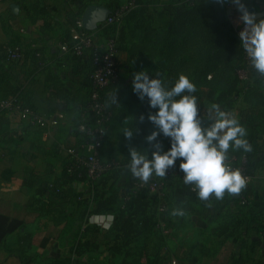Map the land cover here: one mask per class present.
Returning <instances> with one entry per match:
<instances>
[{
    "label": "trees",
    "instance_id": "obj_1",
    "mask_svg": "<svg viewBox=\"0 0 264 264\" xmlns=\"http://www.w3.org/2000/svg\"><path fill=\"white\" fill-rule=\"evenodd\" d=\"M13 1L20 4L18 0ZM135 3L139 5L138 9L123 20L135 18L132 30H125L122 23L117 30L118 49L129 53L127 65L132 75L139 59L156 60L154 73L151 76L147 74L141 81L147 86V95L130 92L126 98L127 105L135 108V113L122 141L124 154L121 158L104 161L105 143L101 150L100 159L105 166L101 183L112 180L110 191H98L95 186L94 212H74L69 216L64 234L74 233V242L59 257L41 258L43 264H85L80 258L86 253L99 252L102 246L99 237L104 235L109 238L108 247L113 255H122L125 259L135 255L148 259L151 242L156 240L152 264H163L160 254H169L165 244L167 238L174 231L185 228L192 214L201 213L197 209L203 205L199 192L191 194L190 186L179 179L173 180L177 176L167 174L165 169L160 171L157 164L155 167L148 165L142 174L153 175L170 186L162 200L153 199L148 189H138L139 174L131 171L130 167L154 161L158 151L164 149L166 168L179 174H190L206 167L208 155L213 151L226 154L232 147L243 151V144L227 140L218 121V108L240 93L239 74L249 66L246 48L231 29L220 3L215 0H135ZM243 3L251 13L264 11V0H243ZM88 6L89 3L85 2L73 11L75 19L83 18ZM8 48L17 47L0 48L1 68L6 64H19L24 59L18 63L11 62ZM179 82L180 89L176 88ZM123 85L120 77L116 84L105 90L112 89L115 98L108 100L103 95L114 115L106 139L117 120L116 106L120 95L125 94L121 89ZM263 89L264 77L256 72L251 83L246 85L244 100L264 106ZM158 102L165 106L162 112ZM237 132H244L248 140L255 136L254 132L244 131L241 126ZM70 168L72 173H68ZM125 171L128 175L123 186L126 191L123 199L117 184ZM64 175L71 181L90 179L87 169L79 167L72 159L65 165ZM216 186L221 187L222 193L215 205L217 210L224 212L222 217L228 220L219 232L224 238L221 256H225L220 264H264V258L252 259L249 254L254 249L250 238L264 237V193L257 201L253 198L254 185L226 181ZM233 186L239 187V198L233 196ZM77 198L83 201L82 196ZM242 201L246 203L241 204ZM161 204L166 208L163 214L158 213ZM92 214L113 216L114 227L107 229L96 223L90 224L88 219ZM161 222L169 225V234L161 231ZM24 223V220L0 213V251L4 249L7 238ZM140 239L144 244L135 247ZM198 248L203 251L201 245ZM17 258L23 263L26 261L24 255ZM35 261L33 258L29 263ZM124 264L129 263L125 260Z\"/></svg>",
    "mask_w": 264,
    "mask_h": 264
},
{
    "label": "crops",
    "instance_id": "obj_2",
    "mask_svg": "<svg viewBox=\"0 0 264 264\" xmlns=\"http://www.w3.org/2000/svg\"><path fill=\"white\" fill-rule=\"evenodd\" d=\"M18 1L20 4L0 0V48L16 46L25 54L19 64H6L4 68L0 65V100L16 96L40 114L55 116L62 113L65 118L57 127L48 129L31 127L11 113L0 118V213L25 222L7 238L0 251V264H36L42 263L41 258L59 257L75 240L74 233L64 234L69 216L74 212L93 213L96 208L95 186L98 191L108 192L113 184L112 180L101 183V178L71 181L64 175L71 152L80 142L76 126L80 108L87 103L91 90V66L86 60H76L65 54L60 44L68 36L69 26L76 18L72 12L85 0ZM92 2L89 6L109 7L111 4ZM12 4L19 6L17 13L12 11ZM134 19L122 22L125 30H132ZM119 57L122 81L128 83L132 80L127 65L129 53L120 51ZM239 92L218 108V121L226 138L243 144V151L232 147L226 154L238 159L249 155L255 174L249 185L256 187L253 198L260 201L264 193V106L245 101L244 90L240 87ZM104 95L108 100L115 98L112 89ZM239 126L244 131L254 132L253 139H246L244 132L239 134ZM217 154L211 152L208 161ZM114 157L119 159L121 155L116 152L109 160ZM105 159L104 155V161H107ZM127 175L125 171L117 184L123 199ZM196 179L198 197L203 204L197 209L201 213L192 214L185 228L174 231L167 238L165 244L169 254H160L163 264H220L225 257L221 256L224 238L219 232L228 220L215 205L222 189L209 184L206 178ZM173 180L176 182L178 178L173 177ZM79 196L83 201L78 200ZM150 196L157 199L154 194ZM109 216L92 214L88 221L97 224L104 217L108 220ZM111 225L114 227L115 222L112 221ZM99 240L101 250L83 255L80 258L83 263L124 264L127 260L129 264H152L154 261L156 240L151 242L148 259L137 255L129 259L114 256L108 247V236H100ZM250 243L254 247L250 257L264 258L263 239L252 236ZM143 244L144 240L140 239L134 246ZM19 255L26 256L24 263L17 258ZM33 258L35 263H29Z\"/></svg>",
    "mask_w": 264,
    "mask_h": 264
},
{
    "label": "built area",
    "instance_id": "obj_3",
    "mask_svg": "<svg viewBox=\"0 0 264 264\" xmlns=\"http://www.w3.org/2000/svg\"><path fill=\"white\" fill-rule=\"evenodd\" d=\"M137 7L135 0L127 2L113 0L109 5L110 14L106 21L98 25L95 31H88L83 24V18L75 19L69 26L68 36L60 44V49L76 60H86L91 66V90L87 103L80 108V118L76 126V132L80 142L75 150L71 152V159L77 162L79 167L87 169L91 180L101 178L105 166L100 159V153L106 141V134L113 113L107 107L103 95L107 88L119 81L121 61L119 58V43L117 30L119 26L133 10ZM229 9L231 8L228 5ZM253 21L247 20L246 26L253 29ZM256 30H240L239 35L246 48L249 66L247 70L241 71L240 88L245 90L246 85L251 83L253 74L259 72L264 77V19L256 22ZM8 59L18 63L24 57L22 49L8 48ZM17 115L23 122H28L31 127L48 129L60 125L64 120V114L46 116L37 112L33 107L18 100L9 98L0 100V118L7 114ZM230 140V137L227 138ZM146 163H137L130 167L131 171L139 174L138 189H148L151 194L162 200L169 190V186L160 178L153 175L142 174ZM72 173V169L68 170ZM167 174L177 176L186 185L190 186V193L197 194V177L206 178L211 185H218L226 181L234 184H249L255 179L254 170L251 167L249 155L229 157L218 153L209 161L207 166L190 174H179L168 170ZM242 201L241 204H245ZM166 211L165 205L161 204L159 214ZM110 220V222H109ZM113 216L106 217L97 224L110 228ZM160 229L164 234H169L171 229L166 222L160 223ZM264 240V237H262Z\"/></svg>",
    "mask_w": 264,
    "mask_h": 264
},
{
    "label": "rangeland",
    "instance_id": "obj_4",
    "mask_svg": "<svg viewBox=\"0 0 264 264\" xmlns=\"http://www.w3.org/2000/svg\"><path fill=\"white\" fill-rule=\"evenodd\" d=\"M92 1L99 2V3H111L113 0H85L86 3H93ZM121 1V0H117ZM128 0H123V2H127ZM218 3H220V6L222 7L225 16L227 18V21L230 24L231 29L237 36L238 40L240 41L241 45L244 44L243 40L241 39L239 32L240 30H244V27L247 24V19L244 18L238 11L235 10L234 8V0H215ZM259 1V0H258ZM228 5L231 6L229 9ZM256 22H259V20L253 21V29L251 30H256L254 27L257 26ZM120 58V57H119ZM121 61V59H120ZM144 61V62H143ZM155 59H147V60H142L139 59L138 62L136 63L135 67V74L132 75L130 72L131 76V81L128 83L124 82V85L121 89H124L125 94H121V98H119V102L117 103L116 110H117V120L114 121L112 125V130L110 131L106 141H105V147H104V155L106 157L105 160H109L110 157L114 155V153L118 152V150L121 152L119 153L120 155L124 154L123 148H122V141L125 139V134L128 128V125L133 121L134 119V109L129 108V105H127L126 98L130 92H134L137 94H143V96H146L147 93H145L147 86H144L141 84V81L146 77L148 74L151 76L154 71L155 67L153 63L155 64ZM122 68V61H121V67ZM131 71V70H130ZM120 76H121V69H120ZM181 83L179 82L176 86V88H181ZM116 90V89H115ZM158 107L159 111L162 112V109L164 110V104L162 102H158ZM158 121V119H157ZM160 124V123H159ZM153 135H155L153 133ZM151 135V136H153ZM159 155L154 161H147L146 167L149 165L151 167H155V164H157L158 169L160 170H170L166 168V161L165 160V150L163 149L162 151H158ZM160 170V171H161ZM260 186V185H259ZM36 264H43V263H36Z\"/></svg>",
    "mask_w": 264,
    "mask_h": 264
},
{
    "label": "water",
    "instance_id": "obj_5",
    "mask_svg": "<svg viewBox=\"0 0 264 264\" xmlns=\"http://www.w3.org/2000/svg\"><path fill=\"white\" fill-rule=\"evenodd\" d=\"M234 8L238 11L244 18L249 21H256L264 19V11L260 13H251L247 11L244 7L243 0H234ZM11 9L13 12L17 13L19 11V6L17 4H12ZM110 14V10L106 6L100 5H90L86 8L83 15V24L86 30L95 31L98 25L106 21ZM232 194L235 198H239V187L233 186Z\"/></svg>",
    "mask_w": 264,
    "mask_h": 264
},
{
    "label": "bare ground",
    "instance_id": "obj_6",
    "mask_svg": "<svg viewBox=\"0 0 264 264\" xmlns=\"http://www.w3.org/2000/svg\"><path fill=\"white\" fill-rule=\"evenodd\" d=\"M251 28H252V27L249 26V25L245 27L246 30H250Z\"/></svg>",
    "mask_w": 264,
    "mask_h": 264
}]
</instances>
